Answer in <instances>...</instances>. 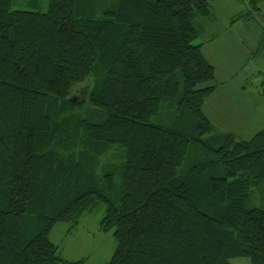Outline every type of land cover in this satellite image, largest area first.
<instances>
[{
	"label": "trees",
	"instance_id": "obj_1",
	"mask_svg": "<svg viewBox=\"0 0 264 264\" xmlns=\"http://www.w3.org/2000/svg\"><path fill=\"white\" fill-rule=\"evenodd\" d=\"M210 14L207 0H0V264H85L50 235L101 205L108 264H264V129L240 140L204 112L216 71L195 20Z\"/></svg>",
	"mask_w": 264,
	"mask_h": 264
},
{
	"label": "rangeland",
	"instance_id": "obj_2",
	"mask_svg": "<svg viewBox=\"0 0 264 264\" xmlns=\"http://www.w3.org/2000/svg\"><path fill=\"white\" fill-rule=\"evenodd\" d=\"M207 1L211 14L195 20L201 39L207 37V29L215 34L204 45L207 61L216 71L217 86L205 107L206 116L218 132L250 140L264 129V92L260 91L264 79V0H257L261 14L252 11L250 0ZM161 122L165 120L153 118L154 124ZM104 159L102 164L120 160L113 155ZM263 202L257 197L258 204ZM104 216L105 207L101 205L85 213L75 228L71 223H59L50 235L58 256L70 262L108 264L117 243L114 230H100ZM232 263L251 264L247 259H235Z\"/></svg>",
	"mask_w": 264,
	"mask_h": 264
},
{
	"label": "crops",
	"instance_id": "obj_3",
	"mask_svg": "<svg viewBox=\"0 0 264 264\" xmlns=\"http://www.w3.org/2000/svg\"><path fill=\"white\" fill-rule=\"evenodd\" d=\"M215 34L214 33H212V32H209L208 31V29H207V37L205 36V38H202L201 39V37L199 36V39L197 40V43L198 44H202V51H203V54H204V56L206 55L205 54V51H204V45H205V41H211V40H213L214 39V36ZM205 58H206V56H205ZM206 60H207V58H206ZM217 90V89H216ZM216 92V91H215ZM213 96V95H212ZM212 96L210 97V98H212ZM210 98L205 102V106H204V112H205V107H207V105L209 104V100H210ZM205 114H206V112H205Z\"/></svg>",
	"mask_w": 264,
	"mask_h": 264
}]
</instances>
